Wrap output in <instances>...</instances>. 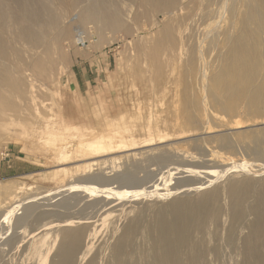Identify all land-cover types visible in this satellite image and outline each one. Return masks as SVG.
I'll use <instances>...</instances> for the list:
<instances>
[{"label": "bare ground", "instance_id": "1", "mask_svg": "<svg viewBox=\"0 0 264 264\" xmlns=\"http://www.w3.org/2000/svg\"><path fill=\"white\" fill-rule=\"evenodd\" d=\"M71 13H76L74 21L68 23L67 19V24H63ZM74 24H78L81 29L78 26L75 29ZM87 27L89 29L84 30ZM105 32H119L123 36L132 37L141 35L156 39V47L150 53L152 54L150 58L154 63L156 62V54L162 53L167 47L173 48L176 46L175 39L177 36L183 38V44L187 49L188 70L184 71L182 69L184 71L182 75L187 79V82L181 83L182 89L180 91L176 89V85L173 88L175 96H179V99L173 100V110L171 111L175 109L173 115L175 113V116H182L185 121L183 125L182 122H175V126L166 127L157 133L154 132L153 136L144 131L147 122L144 124L139 121L140 123L134 122L132 125L126 124L120 127L112 126L111 123L107 122L104 127L98 125L97 128H93L88 121V123L85 122L81 126L82 128L85 127L84 130L80 128L83 132L81 134L84 137L87 135V138L78 139L77 137L81 134L76 132L77 134H70V137H75V140L77 138V141L71 140L72 138L71 141H67L65 138L69 135L67 127H72V125H68L70 122L62 126L59 122L51 121L50 117L48 118L46 115L42 116L45 119H42L43 121L39 118V122L41 121L44 124L42 126L46 128L44 129L46 134L43 133L45 136L42 137L41 135V137L49 143L52 158L58 166L72 163L69 166H63L58 173H55V176L59 175L60 178L56 179L57 187L50 189V196H57V199L54 196V200L51 197L53 201L44 198V195L41 194L48 193L47 190L36 194L23 195L22 192L26 188H30L29 185L26 188L24 185H19L14 192L7 186H2L0 189L2 192L1 198L4 197L2 201H6L7 205L12 206L15 201L20 199L17 206H20L23 212L14 217L16 224H23L28 220H34L39 224L40 220L45 219L44 217L47 214L52 216L57 213L58 210L56 209L58 208H63V213L67 214V220L63 218L64 220L58 223L56 227L57 231H55L56 229L53 230L57 233L54 232V238L50 246L51 248L55 246L52 257H49L51 248H48L46 254L39 260V264H45L47 261L49 264H76L77 254L83 243L93 239L96 235L99 220L103 219L100 216L101 213L105 212L106 208L118 207L120 203L118 200L115 201L116 198L120 199V197H116L119 195L117 194L119 190L115 188L114 183L119 182L118 184L121 185V182L127 179L125 184H128L130 178L128 175L132 173L133 168L136 167L137 169L138 165L144 167L145 165L142 164L145 161L147 164L149 159L156 157L160 160V163L161 159L164 163L165 156L161 152L162 147L153 148L152 145L191 136L200 124L203 126V131L218 130L224 126L239 130L247 126L258 125L253 129L237 131L238 135L235 136L239 142L250 147L253 150L252 153L256 154L255 156H262L260 148L264 145V0H127L126 3H120L118 0H0V115L9 114L11 116L10 113L16 111V104L12 97L25 96L26 90L23 86L27 82L26 79L47 78V72L54 70L56 61L64 57V52L61 51L60 46L61 40H68V42L78 45L84 43L85 39L97 35L99 39L94 41V44L89 43L90 45H88L89 49H96L99 47L100 38ZM76 36L78 38H75ZM31 52L34 54L30 58L23 56ZM39 52L44 56L37 54ZM53 54L59 55L56 56L57 59L54 58L55 56L53 57ZM11 56H14L17 63L10 62L12 60ZM60 63L63 65L62 62ZM216 63L217 65L213 69L212 65ZM26 72L29 73L26 74ZM161 73L162 70L159 72L160 75L157 72L159 76L152 80V86L159 84L160 80L158 79L162 76ZM195 75L197 80L200 81V87L197 88L198 94L191 98L190 92L196 89L193 84ZM197 80H195V83ZM208 104L223 113L233 114L243 109L247 116L248 114L252 115V124L248 120L242 121L240 119L224 124L223 119L220 118L222 115H213L221 124L216 127L204 125L208 121V115L206 114ZM36 112L39 113L37 110ZM170 113L172 114V112ZM38 115L34 118L39 117ZM24 119L21 118L20 121H25ZM34 121L38 122L37 119ZM13 122L15 123V121ZM25 122L27 124L30 121ZM30 127L34 129L36 123ZM63 135L64 137H62ZM226 135H220L219 141L222 146L231 147L233 140ZM165 147L163 146V149ZM204 147L207 146L204 145ZM157 149L161 150H159V154L154 157L149 156L150 151L156 150L154 152H158ZM211 154L215 155L216 152H211ZM218 155L217 158L215 157L216 162H219L217 159L220 160L221 157H218ZM138 156L142 157L141 161L135 160ZM182 156L184 157V155ZM222 163L225 164L224 161ZM246 163H244L245 166L243 164V167H246ZM231 165L233 164L231 163ZM252 165L251 167L254 166ZM256 165L259 164L256 163ZM181 167L183 165L179 166V168ZM233 167L235 166L233 165ZM233 167L230 166L232 169ZM147 168L149 167L147 166ZM239 169H241L240 166ZM139 170L141 168L138 166V172H140ZM203 171L204 169L200 174L205 173ZM142 174V177H144L142 180L149 181L145 178L146 174L144 172ZM126 176L128 178H125ZM155 176L157 175L155 174ZM203 176L205 177V174ZM123 178L125 180L122 181ZM158 179L160 181V178ZM205 179L207 181L209 178ZM211 180L213 179L211 178ZM236 180L231 181L225 188L206 189L200 196L196 195L195 198L174 199L169 204L156 208L149 219L145 214L146 209L138 210L122 226L120 234L112 243L108 264H202L207 262V255L211 256V253L214 257L220 254L223 255V253H220L219 243L210 246L211 244L208 243L210 237H207V235L210 226L213 225L215 235L211 236L217 237L219 227L222 224L220 222L221 216L224 212L229 214V224L228 229L224 223V227L221 225L222 228L227 230L225 239L220 236L223 237V241L230 250L237 249L238 230L241 231L239 228L244 224L243 226L248 231L240 238L241 264H264V181L260 183L258 181V188L254 193V184H257L255 181L253 184L245 180ZM130 181H132L131 178ZM200 182L202 183V181ZM130 185L132 186V184ZM153 187H156L154 183L150 188ZM74 188L75 191L78 189L80 192L77 194L78 200V197L76 199L72 198V200L77 201L76 204L74 203V205H78V209L75 208L76 211L72 209L73 203L66 201V197L69 196L68 193L76 194ZM143 188L140 189L143 190ZM134 189L133 191H136ZM156 189H151V191H158ZM201 189L203 190V188ZM192 190L196 192V189ZM197 191L199 190L197 189ZM98 192L100 194H97ZM148 192L149 190L145 193ZM121 193L123 195V192ZM138 193L140 192L138 191ZM253 193L254 198L251 197L253 200L249 203L248 197ZM152 194L154 195V193ZM222 195L227 197L228 207H225L222 203ZM129 196L131 197L130 194ZM41 197H43V202H40ZM89 198L91 199L87 200ZM39 199L40 201H38ZM43 206H50V211L46 207L47 210L45 209V211ZM7 207L4 206V209ZM89 208L92 211L87 212ZM131 211L133 210L131 209ZM247 214L252 215L249 222H245V217L248 218ZM14 218L12 221H14ZM3 221L6 223L4 219ZM15 222L14 224L13 222L10 223L13 224L12 227H14ZM43 224L41 223V225ZM54 224L56 223H53V227ZM44 225H47V222ZM2 227L5 228L1 226V229ZM47 227L49 225L44 228ZM40 228L38 226L37 230ZM50 228L52 229V227ZM47 234L49 236V232H47L41 237L43 243L48 239ZM141 234H143L144 239L150 241L151 245L148 251L146 249L147 252H142L143 256L141 254L137 255L136 247V239ZM139 237L141 238V236ZM11 238L9 237V240ZM9 240L6 241L9 242ZM90 244V241H88L83 253L84 256L89 255L90 250L88 248ZM235 253L237 255L238 252ZM95 255L97 256V252ZM235 257L240 256H234L233 258ZM85 264H96L95 257L88 259Z\"/></svg>", "mask_w": 264, "mask_h": 264}, {"label": "rangeland", "instance_id": "2", "mask_svg": "<svg viewBox=\"0 0 264 264\" xmlns=\"http://www.w3.org/2000/svg\"><path fill=\"white\" fill-rule=\"evenodd\" d=\"M118 1L120 3L127 2V0H118ZM75 16L76 13H71L68 16L69 18L67 17L63 24H67L66 23L67 19H68V23H70V21H74ZM73 26L76 29L77 28L76 26H78V24H74ZM78 28L81 29V27L79 26ZM88 29H89L88 27L84 28V30L86 31ZM77 36L75 38H78ZM180 37L177 36V38L175 39L176 46H174L173 48L167 47L162 53L156 54L155 63L150 58L152 55L150 54L151 51L152 50L154 51L156 47V39L152 37H143L141 35L140 36L135 35L132 37V36H123L119 32L116 33L105 32L100 38L99 47H97L96 49H89L88 45L94 44V41L99 39L97 35L90 37L91 39L90 38L85 39L84 43L78 45L72 44L68 42V40H61L60 46H61V51L64 52V57L56 61V65H55L56 67L54 66V70L47 72V78H41V79L34 78L31 80L29 79L27 80L26 79L27 75H26L24 78L26 79L27 82L23 86V88L26 90L25 96L20 98L12 97L13 101L16 104V111L11 112L10 113L11 116L9 114H5L3 116L0 115V189L2 186H7V188H10V190L14 192L16 187H18L19 185H24L25 188L27 185H29L30 188H26L25 191L22 192L23 195H28L33 193L36 194L47 190L49 195L48 193L41 194L42 196L44 195V198L46 199L49 198L51 200L53 198L54 200V197H56L55 199H57V196H54L53 194L52 195L54 197L50 196V189L57 187L56 179L60 178L59 175L55 176V173H58L59 169H61L63 166H69L72 163L58 166L56 161L52 158L53 155L52 152L50 151L49 143L44 138H42L45 136L43 135V133L46 134V132H44L46 131L44 130L46 128L45 126H42L44 124H42L41 121L39 122L38 120L39 118H41L42 120L44 117L43 115H46V117L48 118L50 117L51 121H56L57 123L59 122L62 126H65L70 122L68 125H72L73 129L72 127L70 128L67 127L69 132L68 133L69 135L67 134L69 137L68 136L65 137L67 141H71V140L77 141V138L78 139L87 138L88 137L87 135L84 137V135L81 134L83 133L81 129L84 130L83 128H85V127L82 128L81 126H83L85 122L88 123V121H89V125L93 128H97L98 125L104 127L105 124H107V122L111 123L112 126L116 125V127L125 126L126 124L132 125L134 122L140 123L142 121L144 124L147 122V124L144 127V131L152 136L154 132L157 133L160 130H164L166 127L175 126L174 125L175 122H182L183 125L185 118H183L182 116H175V113L173 115L175 109L174 111H171L173 110L172 107L173 100L179 99V96H175V92L173 91V88L176 85L177 86L176 89L180 91L182 89V84L187 82V79H185V77H183L182 75V73L186 71V69L188 70V64L186 60L187 49L186 46H184L183 44V38L181 37L180 39ZM32 54L34 53L33 52H31L30 54L27 53L24 54L23 56L25 58L28 57L30 58ZM37 54H41V53L39 52ZM41 55L44 56L43 54ZM56 56L58 57L59 55L53 54V57L55 59H57ZM11 59H12L10 60L11 63H17V60L14 58V56H11ZM60 62H62L63 65H61ZM216 65L217 63L212 65V68L215 69ZM161 70H162L161 73L162 76L158 79L160 80L159 84L152 86L153 83L152 80L156 79L160 75L159 72ZM157 72L159 75L157 74ZM28 73L29 72H26V74ZM195 80H197L196 75H195V79H193V84L195 85L196 89L190 92L191 98H194V96L198 94L197 91L200 87L199 79L197 80L196 83ZM36 110L42 114L38 115L39 113H37ZM216 110H217L216 108H214L211 105L209 106L208 104L207 113H206L208 115L207 116L208 121L204 125H208L210 127H216L217 125L221 124L220 121H218L213 117V115H222L224 118L222 116L220 118L223 119L224 124H228L229 121L235 119H240L242 121L248 120L250 123L252 120V115L248 114L247 116V113L243 109L237 111V113L240 115H238L236 112L232 114V113H223L219 110L217 111ZM170 112H172V114ZM37 115L39 117L34 118V116ZM21 118L22 120L23 118H25L24 119L25 121H30L27 123L28 125L26 124L25 121L22 120L20 121ZM11 119L15 121V123ZM36 119L39 123L34 121ZM34 123H36L35 128L39 127L38 129L35 128L31 129L30 126L34 125ZM202 127H203L202 124L198 125L196 129L197 132L194 131L193 135L184 137L183 139L167 141L163 144L157 143L151 146L153 148L162 147L161 148L162 151L160 149L159 150L162 152L163 156H165L164 157L165 160H163L164 161L163 163L161 159V163H160V160L155 157L147 160V164L145 161L142 164L145 165L144 166L145 168L142 166L144 171L141 165H138L139 168H141L142 172L146 174L145 178L148 179L149 181L142 180V178L144 179V177H142L143 174L141 170H139L140 172H138V166H137V169L136 167L134 168L132 167L133 168L132 173L128 175V177H130L132 180L130 181L131 183L129 182L130 180L129 178L128 184H125L127 183V179L125 180V178H128L127 176L122 179V181L125 180L124 182H121L120 180L121 185L118 184L119 182H116V184L114 183L115 188L120 191V192L117 191V194L119 195H117L116 197H120L121 199L120 200L116 198L115 201L116 202L117 200L120 201L119 205L121 204V201H123L121 205L122 206L125 205V206L122 207L120 205L121 206L120 208V206L118 205L120 209L117 206H115L116 209L106 208L105 212L101 213L100 216L103 219L99 220L100 223L98 221L99 224L96 228L97 230L96 235L94 236L93 239H89L83 243L81 250L77 254L76 264H85V262L93 256L96 259V264H108L110 259L109 254L112 243L115 241L116 237L120 234L122 226L128 221L129 218H132L134 213H136L138 210L146 209L145 214L147 219H149V217H151V215L155 212L154 210L156 208L167 205L169 204V202H171L174 199H180V198L184 199L189 197L195 198L198 195L200 196L202 192L206 191V189H211L214 187L225 188L231 181H235L236 179L240 181L243 180L249 181L250 183L253 184L256 182L257 184H254L255 186L253 190L255 193L256 189L258 188V181L259 183L261 181H264V177H263L264 176L263 173L264 145L261 147L262 149L260 148L262 153L261 155L263 157L255 156L256 154L252 153L253 150H251V148L246 146L244 143L239 142L236 136L238 135L237 131L240 130L246 131L248 129H253L258 127V125L247 126L239 130L232 128L229 129L227 126H224L218 130L216 129V130L203 131ZM76 132H78V134L81 135H79L75 140L74 139L75 137L74 138L70 137V134L71 135L77 134ZM224 134L225 135L227 134L226 136L230 137L233 140V145L231 147H225L221 145L219 141V136ZM62 137H64V135ZM193 141L196 143L197 146L194 145L195 143ZM204 145L207 147H204ZM163 146H166L165 149H163ZM159 150L158 152H154L156 150L150 151L151 153H149V156L154 157L155 155L159 154L160 152ZM211 152L212 153L216 152V154L218 152L219 154V155L217 154L218 157L221 156L220 160L217 159V161L219 162H216L217 155L211 154ZM182 155H184V157ZM213 155L214 157H212ZM141 158H142L141 156H138L135 160L141 161L142 160ZM222 160L225 162V164L222 163L223 162ZM231 163L235 167H233ZM244 163L248 165V166L246 165V167L249 170L245 169L246 167H243ZM256 163L259 165H256ZM181 164L183 165V167L179 168V166H182ZM238 165L241 167V169H239ZM251 165L253 167H251ZM147 166L149 168H147ZM192 166L195 167L194 168L195 171ZM230 166L233 167V169L230 168ZM237 167L238 170H240L239 172L237 170ZM229 168L232 169V171H230ZM197 169L200 171H198ZM202 169H204L203 172L205 173L200 174V172H202ZM145 170L147 172L148 170H150L151 172L149 171L147 173ZM180 170H184V171H180ZM227 170L229 173L227 172ZM242 170L243 171L246 170V171L243 172ZM190 171L192 172L190 173ZM172 172H174L175 174L174 173L172 174ZM206 172L212 176H210ZM155 174L158 177L155 176ZM202 174L203 175L205 174V177ZM148 175L150 176V178L151 177L153 178L150 179ZM213 175H215L216 177ZM210 177L215 181L211 180ZM219 177L220 179H218ZM158 178H160V181ZM205 178H209V179L206 181ZM197 179H199L198 180L199 182L197 181ZM154 181L155 182L159 181V182H157L158 184L156 183L157 184L156 185ZM200 181H202V183ZM206 182L209 183L210 185L207 184ZM129 183L132 184V186ZM153 183L156 187L150 188V186L151 187L153 186ZM122 185L123 187H121ZM129 185L131 188L129 187ZM135 185L137 189L138 188L142 189L144 186L146 188L144 187L145 189L143 188V190L140 189L142 192L138 189V191L140 192L138 193ZM201 188H203V190ZM133 189L136 191H133ZM151 189L152 190L156 189L161 194L158 191L152 192ZM192 189H196V192L193 191ZM197 189L199 191H197ZM148 190L149 192L145 193ZM75 192L76 194L70 193L71 195L68 193L69 196L66 197V201L68 202L70 201L71 204L73 203V208H72L73 211H76L75 208L78 209V205H74V203L77 201L72 200V198L76 199L78 197L77 194L80 193L78 189ZM121 192H123V195ZM150 192L154 193V195ZM128 193L131 195V197L129 196ZM254 193L248 197L249 203L252 202L253 200L252 198H254ZM97 194L100 193L98 192ZM1 197H2V192L0 191V200L2 202V203L0 202L1 203L0 212L2 213V214L0 213L1 214L0 219L2 218L0 221V264H39V260L43 258V256L46 254L45 252L48 251V248H51L50 247L51 242L52 239L54 238L53 236L54 232L57 231L56 227L58 226V223H61L64 220L63 218L67 220L66 218L67 214L63 213L64 212L63 208H58V209L55 208L56 210H58L57 211L58 214L55 213L52 216L47 214L46 215L47 217L45 216L44 217L45 219L40 220L39 224L34 220H33L34 222L28 220L23 224L17 223L18 224L17 227L14 217H16L17 215L19 216L23 212L20 206L19 207L17 206V202L19 203L20 199L15 201L14 205L9 206L10 204L7 205L5 203L6 201L5 202L2 201L4 200L3 199L4 197L3 198ZM91 198L87 200H90ZM40 199L38 201L43 202V197H41ZM78 199L79 197L77 198V200ZM3 203L5 204L4 205L5 207L8 206L6 208L7 210L4 209V206L2 205ZM222 203L224 204L225 207H228V199L225 195H222ZM45 207L47 209L49 208L48 210L50 211L51 208L50 206L49 207L45 206ZM45 207L43 208L44 210L46 209ZM131 209L133 211H131ZM7 211L10 212L12 215ZM90 211L92 210L89 208L87 212ZM3 212L6 213L4 214ZM7 213L10 215H8ZM227 214H228L227 212H224V214H222L221 216L222 218L220 220L222 224L221 223L220 224L223 225V227L226 225L228 229L229 214L228 215ZM246 216L248 218L245 217V222H249L252 219V215L247 214ZM13 218L14 221H12ZM3 219L5 220L6 223H4ZM44 221L47 222V225H44L46 224V222ZM12 222L13 224L15 222L14 227H12L13 224L12 225L10 224ZM41 223L43 225H41ZM50 223H52V225H50ZM53 223H56L54 224V227H53ZM48 225L49 227L44 228ZM221 225L219 227L218 230L219 234L217 235V237H212L215 235L213 233L215 229L213 225L212 227L210 226L208 232L209 236L207 235V237H210L208 239V243L211 244L210 246H213L215 243L216 244L219 243L218 246L220 247V253H223V255L219 253L220 255H216L214 257V255H212L211 253V256L207 255V262H204L202 264H241V259H240L241 255L239 252L240 238L247 233L248 229H246L245 226H243L244 224L239 228L241 231L238 230V232L241 235L238 234L239 239L237 240L238 241L237 249L232 251L223 241L225 239L227 230L226 228H222ZM1 226H4L5 228L8 229L2 227L3 229L2 230ZM36 226L37 227L39 226V228L41 226V228L37 230ZM50 227H52V229ZM54 229L56 230L53 231ZM47 232H49V236L47 234L48 239H46L43 243L41 237ZM12 236L13 238H11ZM139 236H141V238ZM139 236L136 239L137 255L141 254L143 256V253L147 252L150 249L151 245L149 240L144 239L143 234ZM220 236H223L224 239L223 237ZM9 237L11 238L10 240ZM217 239L219 240V242ZM6 240L7 241L9 240V242H7ZM88 241H90L91 243L90 247L88 248L90 252L89 255L84 256L83 253L87 247ZM221 243L223 244L221 245ZM224 245L225 247H227L226 249H223L225 248ZM54 249L55 246L51 248V252L49 254L50 258L53 255ZM93 252L95 254L97 252V256ZM235 252H238L237 255ZM231 256L232 258L234 256H240V257H235L232 259ZM45 264H49L48 261Z\"/></svg>", "mask_w": 264, "mask_h": 264}]
</instances>
